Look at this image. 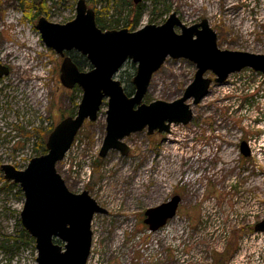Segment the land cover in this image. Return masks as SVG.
I'll use <instances>...</instances> for the list:
<instances>
[{
    "label": "rangeland",
    "instance_id": "374dc122",
    "mask_svg": "<svg viewBox=\"0 0 264 264\" xmlns=\"http://www.w3.org/2000/svg\"><path fill=\"white\" fill-rule=\"evenodd\" d=\"M78 1L0 0V62L10 69L0 78V264H37L36 243L22 234L24 193L5 179L1 166L26 169L47 141L44 135L77 112L81 95L62 85V58L46 46L36 25L42 17L58 24L72 21ZM129 1L86 0L97 18L120 20L118 30L124 29ZM142 4V18L130 31L161 25L175 12L188 26L208 20L223 50L264 54V0ZM6 51L14 55L8 58ZM71 55L84 70L91 68L79 53ZM136 70L129 61L117 74L125 90ZM195 72L189 60L168 58L144 101L178 99ZM107 109L105 101L97 121L85 122L57 166L72 192L88 191L107 210L92 222L87 264H264V233L254 231L264 218V78L245 69L223 84L213 83L193 106L189 124L172 125L169 133L149 135L145 129L126 137V156L117 150L99 155ZM244 141L249 157L240 150ZM159 182L162 191L152 196ZM176 195L181 197L176 216L150 231L145 211ZM235 241L236 249L224 254Z\"/></svg>",
    "mask_w": 264,
    "mask_h": 264
},
{
    "label": "water",
    "instance_id": "95a60500",
    "mask_svg": "<svg viewBox=\"0 0 264 264\" xmlns=\"http://www.w3.org/2000/svg\"><path fill=\"white\" fill-rule=\"evenodd\" d=\"M142 2L133 0L136 5ZM76 12L75 19L66 24L42 17L36 27L46 46L63 58L62 85L82 91L77 112L54 127L46 141L47 153L32 158L26 169L1 166L5 179L19 184L24 193L21 224L35 240L37 264L88 263L93 244L92 222L95 215L107 214V210L88 191L72 192L57 166L85 122L97 121L105 101L106 136L99 155L105 158L109 151L117 150L126 156V137L145 129L149 135L169 133L172 125L189 124L194 117L193 106L209 94L213 83L223 84L230 75L245 69L264 74V54L221 49L218 35L206 19L188 26L174 12L161 25L148 24L136 31H104L86 0L77 2ZM72 51L85 57L91 68L81 70L70 55ZM168 58L192 62L196 67L194 79L178 99L146 103L153 76ZM129 61L137 65L132 80L135 91L130 96L116 79ZM209 73L215 77H208ZM8 74L9 69L0 66V78ZM240 150L245 157L251 155L245 141ZM180 203L181 197L176 195L147 209L144 223L150 231H158L176 216ZM254 231L264 233V218L254 225Z\"/></svg>",
    "mask_w": 264,
    "mask_h": 264
},
{
    "label": "trees",
    "instance_id": "16d2710c",
    "mask_svg": "<svg viewBox=\"0 0 264 264\" xmlns=\"http://www.w3.org/2000/svg\"><path fill=\"white\" fill-rule=\"evenodd\" d=\"M143 1H145V0H143ZM159 1H161V0H154L155 3L159 2ZM127 4L131 8H130V12L126 16L125 24L123 27L126 29H129V30H135V28L138 26V24L142 18L144 6L142 3L136 5L134 3H131L130 1L127 2ZM31 6H35V4H31ZM96 21H97L98 26L104 31H106V30H118L119 24H120V20L105 21V20H101L100 18H97V16H96ZM83 59L85 61V65L90 68L91 65L89 64L88 60L85 57H83ZM74 61L76 62V64L78 65V67L81 70H84L83 67L81 66V64H79L75 59H74ZM75 89L78 90V92L80 93L81 96H79V100H81L82 91L77 87ZM134 91H135V89H134L133 85H130V89L126 90V92L129 96L132 95L134 93ZM45 136L48 138L47 134L44 135V138H45ZM38 152H39L38 153L39 156L47 153L46 142L43 141L41 143V147H40V150ZM22 234L28 236L30 238L31 242L35 241L34 238H32L28 233H26L25 230L22 231ZM56 243H59V241L56 240ZM235 249H236V241L234 242V244L228 245V247L225 249L224 254L225 253L227 254L228 252L233 251Z\"/></svg>",
    "mask_w": 264,
    "mask_h": 264
},
{
    "label": "bare ground",
    "instance_id": "6f19581e",
    "mask_svg": "<svg viewBox=\"0 0 264 264\" xmlns=\"http://www.w3.org/2000/svg\"><path fill=\"white\" fill-rule=\"evenodd\" d=\"M13 52H7L6 51V55L8 58H11L13 56ZM176 174H179V170H176ZM162 191V185L160 184V182L157 184V186H155V188L152 190L151 194L152 196L154 195H158L160 192ZM153 198V197H152ZM152 198L150 201H152Z\"/></svg>",
    "mask_w": 264,
    "mask_h": 264
},
{
    "label": "built area",
    "instance_id": "2783aa9c",
    "mask_svg": "<svg viewBox=\"0 0 264 264\" xmlns=\"http://www.w3.org/2000/svg\"><path fill=\"white\" fill-rule=\"evenodd\" d=\"M250 70H251V69H250ZM251 72H253L254 74L258 75V76L261 77V78H264V74H262V73L255 72V71H253V70H251Z\"/></svg>",
    "mask_w": 264,
    "mask_h": 264
},
{
    "label": "flooded vegetation",
    "instance_id": "af4514ba",
    "mask_svg": "<svg viewBox=\"0 0 264 264\" xmlns=\"http://www.w3.org/2000/svg\"><path fill=\"white\" fill-rule=\"evenodd\" d=\"M72 52H75V51H72ZM72 52H70V55H71V53ZM72 56V55H71ZM62 58V57H61ZM62 61H63V58H62ZM0 66H2V67H6V68H8L7 66H3L2 64H1V62H0ZM9 69V68H8ZM9 73H10V69H9ZM180 206V205H179ZM179 209V208H178ZM145 221V220H144Z\"/></svg>",
    "mask_w": 264,
    "mask_h": 264
}]
</instances>
